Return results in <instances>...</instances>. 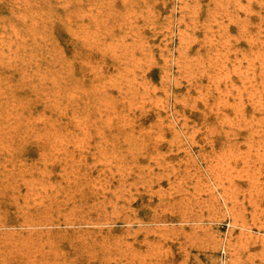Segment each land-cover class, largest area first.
Instances as JSON below:
<instances>
[{"label":"rangeland","instance_id":"1","mask_svg":"<svg viewBox=\"0 0 264 264\" xmlns=\"http://www.w3.org/2000/svg\"><path fill=\"white\" fill-rule=\"evenodd\" d=\"M0 264H264V0H0Z\"/></svg>","mask_w":264,"mask_h":264}]
</instances>
